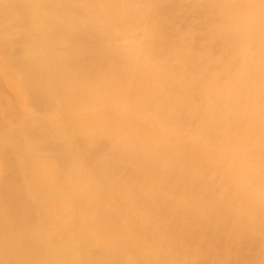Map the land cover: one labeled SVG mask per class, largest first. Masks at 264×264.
<instances>
[{"label": "bare ground", "instance_id": "1", "mask_svg": "<svg viewBox=\"0 0 264 264\" xmlns=\"http://www.w3.org/2000/svg\"><path fill=\"white\" fill-rule=\"evenodd\" d=\"M0 264H264V0H0Z\"/></svg>", "mask_w": 264, "mask_h": 264}]
</instances>
